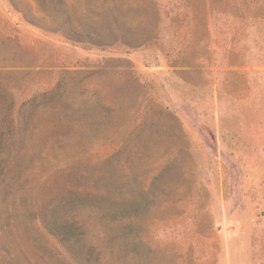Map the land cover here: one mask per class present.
<instances>
[{"label": "rangeland", "instance_id": "obj_1", "mask_svg": "<svg viewBox=\"0 0 264 264\" xmlns=\"http://www.w3.org/2000/svg\"><path fill=\"white\" fill-rule=\"evenodd\" d=\"M0 264H264V0H0Z\"/></svg>", "mask_w": 264, "mask_h": 264}]
</instances>
